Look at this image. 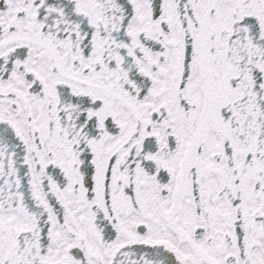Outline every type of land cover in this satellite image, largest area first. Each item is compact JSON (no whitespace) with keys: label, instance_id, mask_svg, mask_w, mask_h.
Here are the masks:
<instances>
[{"label":"snow or ice","instance_id":"obj_1","mask_svg":"<svg viewBox=\"0 0 264 264\" xmlns=\"http://www.w3.org/2000/svg\"><path fill=\"white\" fill-rule=\"evenodd\" d=\"M0 264H264V0H0Z\"/></svg>","mask_w":264,"mask_h":264}]
</instances>
